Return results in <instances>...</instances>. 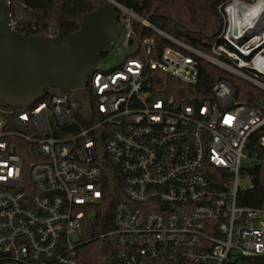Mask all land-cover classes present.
<instances>
[{"label":"built area","instance_id":"1","mask_svg":"<svg viewBox=\"0 0 264 264\" xmlns=\"http://www.w3.org/2000/svg\"><path fill=\"white\" fill-rule=\"evenodd\" d=\"M118 7L128 15L119 24L131 50L119 66L90 72L89 124L75 128L68 91L0 106V264H80L83 219L104 197V156L122 180L113 228L100 235H114V264H223L264 255V208L237 201L252 187L249 170L264 167V98L249 105L220 79L195 105L162 96L147 75L158 70L195 84L202 57L264 91V17L250 37V27L236 33L229 21L218 35L223 42L207 54ZM132 18L175 47L154 57V38L138 37ZM254 135L260 151L249 148Z\"/></svg>","mask_w":264,"mask_h":264},{"label":"trees","instance_id":"2","mask_svg":"<svg viewBox=\"0 0 264 264\" xmlns=\"http://www.w3.org/2000/svg\"><path fill=\"white\" fill-rule=\"evenodd\" d=\"M106 0H9L11 18L17 30L30 35L49 36L57 34L59 26L66 32L72 33L80 28L86 15L98 8ZM118 4L132 10L138 16L148 20L160 30L174 36L186 44L211 54V47L216 42H223L218 37L220 25L218 6L225 7L230 0H207L211 5L214 20L212 23H199L189 17L187 7L182 6L185 0H115ZM192 1V0H187ZM249 3L255 0H246ZM119 21L125 20L128 15L116 6ZM186 19L192 20L185 21ZM132 25L138 37L150 36L154 38L153 55L158 57L167 46L175 45L157 31L147 27L135 18ZM135 39L131 40L133 44ZM108 52V51H107ZM105 52L104 55L107 53ZM103 55V56H104ZM223 60L228 59L221 57ZM198 78L195 84L182 82L158 70H148L147 75L153 89L164 97L174 96L185 103L200 104L203 99L212 96V87L220 79H226L237 88L236 97L249 105H254L260 98H264V91L254 86L245 79L232 74L211 61L197 57ZM61 87H47L42 96L53 92H66ZM90 104L95 110L91 92ZM71 100L75 103L76 123L75 128L88 123L83 105L70 93ZM0 106L14 108L4 102ZM93 113L91 120H93ZM106 135L97 136L99 144L103 145ZM252 151H260L256 136H252L249 143ZM103 187L104 197L90 207L86 212L80 229L78 246V259L80 264H114V251L117 249L114 235L101 237L113 228L114 204L123 198L122 180L118 168L113 165L107 156L103 159ZM252 177V187L239 192L237 201L240 205L264 208V167H253L249 170ZM223 264H264V255L242 256L231 259Z\"/></svg>","mask_w":264,"mask_h":264},{"label":"water","instance_id":"3","mask_svg":"<svg viewBox=\"0 0 264 264\" xmlns=\"http://www.w3.org/2000/svg\"><path fill=\"white\" fill-rule=\"evenodd\" d=\"M116 6L106 0L88 13L72 33L59 26L54 36H37L17 30L8 3L2 4L0 102L24 107L40 99L47 87H61L83 105L89 117L87 82L120 31ZM246 30L248 37L259 32L251 27Z\"/></svg>","mask_w":264,"mask_h":264},{"label":"rangeland","instance_id":"4","mask_svg":"<svg viewBox=\"0 0 264 264\" xmlns=\"http://www.w3.org/2000/svg\"><path fill=\"white\" fill-rule=\"evenodd\" d=\"M236 0H230L229 2L226 3L225 7L222 8L221 6H218V18L217 20L219 21L220 25V32L222 31L223 26L229 23L231 21V15L228 10L229 6ZM245 3H249L246 0H242ZM242 2V3H244ZM4 3H7V0H0V6ZM244 3V4H245ZM182 6L187 7L189 11V17L192 20H197L196 22L199 23H212L214 20L213 16V11L210 9L211 5L209 4V1L207 0H192V1H187L185 0L182 4ZM192 20L186 19L185 21H191ZM119 33L113 42L112 46L108 49V52L102 57L100 61V68L101 69H110L119 66V64L123 61L124 59V53H129L131 50V47L126 46L124 44L125 40V31H126V26L123 23L119 24ZM122 49V52H121ZM123 53V54H122ZM241 183H249V180H242ZM73 239L77 238V235L72 236Z\"/></svg>","mask_w":264,"mask_h":264},{"label":"bare ground","instance_id":"5","mask_svg":"<svg viewBox=\"0 0 264 264\" xmlns=\"http://www.w3.org/2000/svg\"><path fill=\"white\" fill-rule=\"evenodd\" d=\"M244 3L242 1H235L228 8L231 22L236 32H243L244 29L250 26L254 27L257 20H261L264 17V0Z\"/></svg>","mask_w":264,"mask_h":264}]
</instances>
